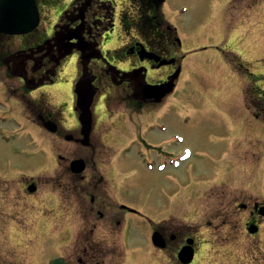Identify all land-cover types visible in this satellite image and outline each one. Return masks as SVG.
Returning a JSON list of instances; mask_svg holds the SVG:
<instances>
[{
  "label": "flooded vegetation",
  "instance_id": "af4514ba",
  "mask_svg": "<svg viewBox=\"0 0 264 264\" xmlns=\"http://www.w3.org/2000/svg\"><path fill=\"white\" fill-rule=\"evenodd\" d=\"M36 1L40 24L34 30L25 33L0 32V83L3 88L1 95L7 103L11 101V104H19L23 117L36 122L46 131L49 128L48 123L53 122L56 124L57 133L77 142L81 141L80 137L70 135L64 121L75 119V126L80 133L79 107L72 84L75 86L82 74L94 76L95 84L100 89L111 88L109 81L118 86L123 85L120 94L110 95L108 98L117 96L128 109H134L133 111L146 106L157 107L161 103L143 93V70L156 67L159 61L143 58L141 50L147 49L153 56L172 58L174 52L173 47L168 45L171 41L168 32L167 43L163 38L158 39L160 31L142 33L139 39L128 40L111 52L106 50V56L91 60L89 65L82 63L86 61L87 55L84 52L91 41L97 42L94 54H99L96 49L99 47L98 35L103 31L108 39L117 19L125 23L151 22L155 23V27L163 23V4L159 3V0ZM242 2L243 0H222L219 5L220 17H235L239 7L248 13L252 11V1L245 4ZM78 35L81 36V44L72 38ZM78 47L84 52H79ZM92 51L93 49L90 50ZM76 53L78 57H83V60L80 58L83 66H75L71 74L74 82L72 83V80L70 83L60 78L66 73L64 67L70 56L76 57ZM120 64L123 66L120 67ZM177 64L176 60L168 66L174 70ZM170 73L154 83L167 79ZM246 106L252 118L248 121L249 126L241 129L240 138H233L230 148L221 151L220 164L201 167L198 182L199 215L201 219L203 211L211 221H217L210 222L213 225V241L222 242L226 237H230L232 228L246 233V256L249 251L251 255L254 254L251 261L246 259L238 264H264V249L261 248L264 246V74L262 80L256 81V85L249 84ZM128 109L126 113L129 112ZM0 113L9 116L11 111L6 107V110ZM128 122L136 131L141 129L138 125L134 126L133 114H130ZM255 123H258L257 126ZM98 137L93 138L91 150L83 156L86 166L82 173H74L71 170V160L65 155H59V159L51 162L45 159L32 163L28 160L0 159V239L7 240L5 232L18 228L24 222L28 224L29 221H34L36 226L42 224L45 218L43 212L48 207L44 188L49 185L47 188L52 194L56 191L61 194L62 191L64 198L72 197V202H75L84 219V232L76 233L74 240L80 249L75 252V258L69 257V261L76 260L78 264H89L91 260L99 258H104L102 260L105 261L110 245L113 247L112 252L118 251L120 254L118 236L122 231L125 213L133 210L119 201V197L114 193V196H111L108 191L112 184L115 186L116 178L120 182L117 174L119 169L110 162L105 164L106 160L95 158L96 150L101 145ZM171 154L173 153L170 151L166 152V156ZM30 167L34 168L31 173ZM49 169L54 172L53 175L47 173ZM184 176L181 175L182 178ZM168 178L173 179V175L168 174ZM239 179L242 180L240 187H237L235 180ZM224 180L232 184L223 185ZM37 195L38 197H34ZM171 204L174 208L173 200ZM31 207L35 209L31 210ZM110 214L114 215L113 221L106 224L104 237L95 238L97 222ZM56 215L59 223L60 213L56 212ZM32 217L35 220H32ZM225 228V233L222 234ZM156 229L165 238L173 261L178 260L177 252L189 237L194 240L195 256L198 255L201 260L206 259L204 252H207L208 248L201 240V224L197 232L185 223L173 220ZM251 229L255 231L251 232ZM89 246L93 249L98 246L105 249L101 255L96 251L91 254ZM4 262L15 264L16 261L7 260L0 254V264Z\"/></svg>",
  "mask_w": 264,
  "mask_h": 264
},
{
  "label": "rangeland",
  "instance_id": "374dc122",
  "mask_svg": "<svg viewBox=\"0 0 264 264\" xmlns=\"http://www.w3.org/2000/svg\"><path fill=\"white\" fill-rule=\"evenodd\" d=\"M220 1L222 0L167 1L166 15L177 29L183 47L180 56L185 54V57L181 62L182 73L177 86L160 107L151 110H149L150 107H146L138 110L139 113L131 109L133 113L115 110L112 115L106 110L101 99L94 107L97 126L104 127L101 139L107 144L99 146L95 158L106 160L105 164H107L113 157L114 164L120 168V174H122V187L119 190L121 199L137 208H142L155 222L169 216L171 212L168 205L169 199L172 198V193L181 187L176 180L185 172H182V168H187L183 183L196 185L201 167H212L221 163V151L227 147L230 148L234 134L249 124L248 112L243 105L244 100L245 103L247 101L248 93H243V84L239 82L245 80L246 85V81H250L249 77L251 78L252 75H249V70L260 73L258 78H262L264 74V0H243L242 2V4L250 1L253 3L252 11H249L246 18L249 17L250 23L255 26V32L252 33L255 45H252L253 51H238L240 55L231 53L232 49L239 45L238 41L229 37L232 31L219 23L217 15ZM241 9L242 7H239L235 17L225 18L222 24L229 22L232 24L233 20L237 19H241L245 24L247 20ZM118 32L114 34V42L111 46H117L120 41L125 43L127 40L134 39L135 35L128 36L120 27H118ZM132 33L137 34V31L133 30ZM77 60L78 54L76 57L70 56L67 71L74 70V61L77 62ZM237 73L240 80L236 78ZM161 76V69L154 71L153 79H159ZM112 88L116 89L114 85ZM114 106L117 107V104H113V109ZM120 106H123L121 102ZM1 108L0 105V110ZM130 114H133L134 126L140 125L139 131L133 129V125L128 122ZM161 123L166 125L165 131L159 129L158 125ZM74 125L75 123L72 122V126ZM15 128L14 124L0 118V159L11 158L21 161L39 159L43 153L41 149L37 150L41 146V141L33 139L28 134L16 135ZM70 131L75 132L76 130ZM93 133L96 132L93 130ZM46 136L47 155H45L52 161L59 159L60 154L71 159L78 155L84 156L91 150L90 146L70 142L63 136H52L51 134H46ZM172 136L173 144L167 141ZM177 136L182 137L181 143L175 140ZM130 137H137L139 141L130 142L128 141ZM99 142L101 143L100 140ZM187 146L191 148L192 155L182 168L164 172L149 168V164L153 163L151 158L160 159L167 151L177 153ZM30 162L32 163V160ZM51 171L47 173L53 175L54 172ZM168 174L173 175V179L170 180ZM241 180H235L237 187H240ZM231 184L228 181L223 183L226 186ZM47 187L44 189L50 208L45 209L44 212L40 210L45 214L42 224L36 226L34 221H29L28 224L24 222L18 228L5 232L7 240L0 239V254L7 260L16 261L15 264H44L50 256L57 254L73 258L75 252L80 249L74 243L75 234H79L80 231L84 232V219L79 209L75 202H72V197L64 198L62 191L61 194L59 192L52 194ZM182 190L180 188L181 192ZM108 191L111 196L117 195L112 185L108 187ZM255 191L254 186V194H256ZM179 202V200L175 201L174 210L186 216L184 214L190 213L194 202H191L190 208L177 209ZM32 209L35 208L31 207ZM56 212L60 213L59 223L55 217ZM190 216L193 217H190L188 224L201 222V239L212 240L210 230L205 227L208 216L203 211H201L200 220H198V213L192 215L191 212ZM108 218L110 220L103 218L97 222L98 229L94 233L95 238L104 237L106 224L113 221L112 217ZM32 220L35 218L32 217ZM126 228L130 233L131 249H127L126 253L130 257L126 258L124 264H162L161 254L156 252L150 243L148 237L150 229L135 221ZM109 239L111 243L112 236ZM118 242L119 244L122 242L120 234ZM247 243L248 238L238 231H233V234L223 244L212 240L208 245L210 247L208 256L211 258L201 264H236L239 259L244 261ZM42 244L45 246L40 249ZM108 248L106 254L108 264H119L123 256L120 257L118 252H112L111 246ZM104 249L105 247H99L101 252ZM222 249L231 252H218ZM3 264L9 263L4 262Z\"/></svg>",
  "mask_w": 264,
  "mask_h": 264
},
{
  "label": "water",
  "instance_id": "95a60500",
  "mask_svg": "<svg viewBox=\"0 0 264 264\" xmlns=\"http://www.w3.org/2000/svg\"><path fill=\"white\" fill-rule=\"evenodd\" d=\"M21 0H0V26H4L6 25L7 29H14L16 31H23V30H27L29 28H31L35 23V19L32 17V15L29 13V17H27V19L25 21L22 22H18V21H6V19L8 18L7 16L10 14V11L12 9H17L19 11L21 10H29L32 12V14L35 12V8H34V2L33 0H23L25 2L24 6H20ZM14 9V10H15ZM8 10V11H7ZM13 27V28H12ZM177 74H175L174 77H176ZM167 86H163L165 89V91L169 88V90L172 88V83L169 82V84H166ZM154 89H156V87H154ZM168 90V91H169ZM80 95L83 96L82 97V108H83V121L85 123H89L90 125V120H91V113L89 110L91 101H92V97L94 95V92L92 89L88 90V88L84 85H80ZM163 94V91H162ZM155 238L157 240H159V236L155 235ZM184 257H183V261L184 262H190L193 258V251L192 249H190L189 247H185L182 251ZM181 253V254H182ZM51 264H66L63 259H57V260H53L51 262Z\"/></svg>",
  "mask_w": 264,
  "mask_h": 264
},
{
  "label": "bare ground",
  "instance_id": "6f19581e",
  "mask_svg": "<svg viewBox=\"0 0 264 264\" xmlns=\"http://www.w3.org/2000/svg\"><path fill=\"white\" fill-rule=\"evenodd\" d=\"M254 24H251V23H248L246 22L245 24L242 23H239L238 24V28L237 30L235 31V37L238 38V37H241V36H244L245 34V29L246 30V38L244 40H238V44L237 45L239 48L241 49H245L246 51H253L252 50V45H255V41L253 40V36L252 33H254ZM247 55H250V54H247Z\"/></svg>",
  "mask_w": 264,
  "mask_h": 264
}]
</instances>
